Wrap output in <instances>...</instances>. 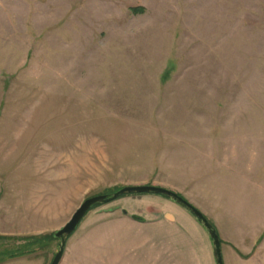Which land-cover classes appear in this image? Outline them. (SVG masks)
I'll return each mask as SVG.
<instances>
[{"label": "rangeland", "instance_id": "1", "mask_svg": "<svg viewBox=\"0 0 264 264\" xmlns=\"http://www.w3.org/2000/svg\"><path fill=\"white\" fill-rule=\"evenodd\" d=\"M23 151L64 196L58 230L89 197L153 185L216 223L225 264H264V0H0V197L12 202L21 176L5 170ZM168 201L115 203L151 217Z\"/></svg>", "mask_w": 264, "mask_h": 264}, {"label": "crops", "instance_id": "2", "mask_svg": "<svg viewBox=\"0 0 264 264\" xmlns=\"http://www.w3.org/2000/svg\"><path fill=\"white\" fill-rule=\"evenodd\" d=\"M22 149L30 148L24 146ZM24 153L28 156L17 162L9 160L10 170H5V173L20 175L21 186L14 202L10 195L8 199L3 195L0 197V237L46 236L55 233L60 227H55L54 224L60 221L57 215L64 210V196L56 195L59 188L55 186L54 176H51V182L48 177L39 182V160H33V165L32 158L29 157L31 152L23 151L22 154ZM2 169L0 173H3ZM60 189L64 192L66 188L63 186ZM117 203L114 201L107 204L113 207L104 214L101 209L104 206L106 208V205L87 214L90 217L92 212L96 213L76 247L79 262H66L69 244L78 233L76 232L68 239L60 264H200V254L203 256L202 264H215L208 235L183 208L171 201L162 202L169 209L167 213L157 214L154 208H149L151 217H142L122 211ZM11 205L15 206L14 210L9 209ZM181 214L187 217L185 219L190 224L197 225L195 232H189L186 230L187 226L181 224L178 219ZM135 217L142 221L136 220ZM261 225L259 227L262 228ZM145 226L154 230H146ZM218 232L220 235L219 229ZM253 232L247 233V238L254 239ZM221 244L224 257L222 240ZM54 246L55 241H48L41 251L12 261H23L22 264H50L54 256L49 261L48 256L54 252Z\"/></svg>", "mask_w": 264, "mask_h": 264}, {"label": "water", "instance_id": "3", "mask_svg": "<svg viewBox=\"0 0 264 264\" xmlns=\"http://www.w3.org/2000/svg\"><path fill=\"white\" fill-rule=\"evenodd\" d=\"M135 195H156L167 198L169 201L186 210L204 229L211 243L215 259V264H225L222 253L221 238L215 224L196 206L186 200L180 194L158 186L139 185V186H124L113 194L96 195L89 197L83 201L79 208L74 212L71 219L59 230L54 233V239L58 242L56 253L50 264H60L65 246L68 239L76 232L82 220L95 206H104L121 199L123 196ZM126 214V212H124ZM136 220L142 219L135 217Z\"/></svg>", "mask_w": 264, "mask_h": 264}, {"label": "trees", "instance_id": "4", "mask_svg": "<svg viewBox=\"0 0 264 264\" xmlns=\"http://www.w3.org/2000/svg\"><path fill=\"white\" fill-rule=\"evenodd\" d=\"M130 12L134 15H140L144 13V9L141 7H134L130 8ZM121 188L122 187L106 189L103 193H100L98 195L113 194ZM99 207L100 206H95L89 212ZM52 240L56 241L54 239V233L46 236H33L28 238L0 237V264L20 259L35 252L41 251L45 247L46 243ZM9 247L11 248L9 249Z\"/></svg>", "mask_w": 264, "mask_h": 264}]
</instances>
